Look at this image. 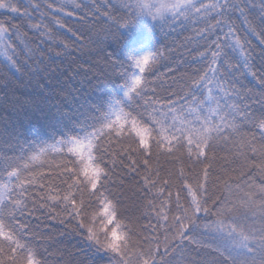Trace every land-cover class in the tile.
<instances>
[{"label": "snow or ice", "instance_id": "1", "mask_svg": "<svg viewBox=\"0 0 264 264\" xmlns=\"http://www.w3.org/2000/svg\"><path fill=\"white\" fill-rule=\"evenodd\" d=\"M125 7L131 9L130 17L114 21L113 26L106 30L105 39L122 40L126 32L142 21L155 30L168 24L169 20L181 24L198 22L210 14L215 24H209L200 35L213 29L226 28L227 31L223 32V42L219 36L213 41L215 50L206 53L210 57L207 71L191 78L188 94L183 97L184 103L169 100L158 108L155 106L158 101L140 104L149 89L153 96L156 95L150 78L155 75L163 58L157 38L153 37L149 44L140 47H131L125 41L108 52L111 44L100 47L103 41L92 38L95 25L89 27L86 18L78 19L67 27L73 36L79 33L85 38L79 41L81 52L90 42L98 47L97 55H103L101 60L90 63L87 70L82 66L79 70L74 69L75 75L68 76L66 80L53 76L55 82L48 83L47 94L42 95V101L37 105L47 119L50 131L41 133L36 130L31 140L23 138L27 149L22 147L21 150L25 153L43 152L51 140L60 146L56 151L70 154L63 165V172L68 176L67 180L61 181L64 187L57 188L55 194L49 192L41 196L42 203L38 207H47L49 212H54L56 207L62 206V211L70 217L68 222L75 220L77 228L84 233L88 248L94 249L93 254L101 259L108 257L110 264H171L164 259L170 254L177 264H193L183 254L184 245L186 241L194 242L193 233L198 227L196 220L200 213H210L206 205L211 201L216 219L208 228L213 235L214 251L220 257L219 262L213 261L212 264H264V113L254 122L260 136L257 144L254 134L249 139L243 132L245 121L252 119L247 107L242 106L243 100L231 103L243 96L236 87L238 81L226 78L221 72L223 68L225 73L233 75V67L237 71L251 67V42L239 35L234 24L229 22L230 13L240 5L233 0H135L134 4H126ZM6 8L17 14L21 11L12 0H0V9ZM59 10L63 11V6ZM241 15H244L242 10ZM67 16L71 18L73 12H68ZM243 23L246 35L256 36L264 45V18L259 25H253L247 19ZM65 26L60 24L61 28ZM34 27L40 31L39 26ZM19 36L18 27H13L10 34L9 28L0 24V56L8 72L17 79L22 68L28 69L33 76L42 75L39 64L32 71L26 63V59L36 63L33 57L35 49L30 47L31 42H25L26 36L23 40L18 39ZM228 58L235 59L237 63L226 64ZM40 63H43L42 59ZM261 63L264 65V53ZM43 72H48V69H43ZM250 74L256 76L255 72ZM260 82L264 84V75ZM105 84H117L118 87L104 89L94 98L93 92ZM163 108L167 111H161ZM177 112L184 113L183 118ZM126 125L135 133L134 143L121 147L119 152H111L110 147L104 146V141L113 138L119 143ZM20 139L16 138L18 144ZM220 142L230 144L234 161L248 170L239 173L238 178L228 177L222 182L221 195L211 197L207 185L216 160L215 149ZM153 148L169 155L184 149L189 159L194 158L203 165L195 190L192 185H186L191 195L187 207L180 203L177 194V214L166 225L171 236L165 234L163 252L158 240L135 238L138 234L130 221L125 222L119 201L108 187L118 163L123 166L127 159L130 162L128 167L136 172L137 161L132 159V155L147 156L148 159L143 160V165L147 166ZM11 175L16 176L17 173ZM152 187H157V183L152 182ZM168 195L171 197L172 194ZM33 207H37L35 203ZM150 207L155 206L150 204ZM160 207L162 210L168 204L162 203ZM89 208L95 210L89 213ZM31 215L22 193L15 198L9 196L8 201L0 198V254H4L0 255V264H5L4 256L12 264H49L48 260L41 258L38 246L22 242L26 234L33 231V226L27 222ZM58 215L52 218L56 219ZM21 217H24V222H21ZM256 217L260 220L259 227L255 224ZM163 219L168 221V215H163ZM249 220L253 221L251 226L247 223Z\"/></svg>", "mask_w": 264, "mask_h": 264}, {"label": "trees", "instance_id": "2", "mask_svg": "<svg viewBox=\"0 0 264 264\" xmlns=\"http://www.w3.org/2000/svg\"><path fill=\"white\" fill-rule=\"evenodd\" d=\"M12 2L20 8V14L13 13L7 8L0 9V24L8 27L10 34L13 27H18L20 40L27 37L25 42H31L30 47L35 49L33 57L36 63L27 59L26 63L32 71H35L39 64L42 75L33 76L28 69L22 68L19 73L20 78L17 79L8 72L3 57L0 56V198L8 201L9 196L15 198L23 194L32 213L27 217V222L33 226V231L27 233L22 242H32L38 246L41 258L48 260L49 264H110L108 257L101 259L100 256L93 254L94 249L88 248L84 233L77 228L75 220L68 222L70 217L62 211V206L56 207L54 212H49L47 207H38L42 203L41 196L49 192L55 194L57 188L64 187L61 181L67 180L68 176L63 172V165L70 154L63 155L56 151L60 146L51 140L45 145L46 150L43 152L25 153L21 150L22 147L27 149L23 138L31 140L32 133L36 130L41 133L50 131L47 128L48 121L37 105L42 101V95L47 94L48 83L55 82L53 76L66 80L68 76L75 75L74 69L79 70L82 66L87 70L90 63L102 59L103 54L97 55L98 47L90 42L84 52H81L79 41L85 38L79 33L73 36L72 32L67 31V27L75 24L78 19L86 18L89 27L95 25L92 38L103 41L100 47L111 44L107 49L108 52L125 41L131 47H140L149 44L153 37L157 38L163 58L155 75L150 78L156 95L153 96L152 90L149 89L140 104L144 105L149 100L158 101L159 103L155 105L158 108L161 104L166 105L169 100L178 101L179 104L184 103L183 97L188 94L191 78L207 71L210 57L206 53L215 50L213 41L217 36L223 42V32L227 29H213L205 35H200L209 24H215L210 14L198 22L185 21L181 24L169 20L168 24L155 30L150 29L147 22L142 21L134 25L131 31L126 32L122 40H110L105 39L106 30L121 17L125 19L130 17L131 9L125 5L134 4L135 0H12ZM233 3L239 4L240 8L232 10L229 22L234 24L239 35L251 42V67L241 68L238 71L233 67L231 70L233 75L225 73L223 68L221 72L226 78L238 81L236 87L243 96L231 103H239V99L243 100L242 106L247 107L252 117L245 121L243 132L248 134L249 139L251 134H254L259 144L260 136L257 128L254 127V122L264 113V84L260 82L261 76L264 75V65L261 63L264 45L260 44V39L256 36L246 35L243 21L247 19L253 25H259L264 18V0H233ZM77 4L80 7H76ZM62 6L64 10L60 11ZM241 10L244 15H241ZM70 11L73 12L71 18L67 16ZM24 12H27V15H23ZM225 19L228 17L226 16ZM60 24L66 26L61 28ZM34 26H39L40 31ZM41 59L43 63H40ZM225 63L235 65L237 61L228 58ZM45 68L48 72H43ZM251 72H255L256 76H252ZM4 85L7 87L5 88ZM109 87L115 88L118 85L105 84L93 92V97ZM140 111H143V108ZM148 111L151 112V107ZM161 111L167 109L163 108ZM177 115L183 118L184 113L177 112ZM17 137L21 138L19 144L16 141ZM133 137L135 133L126 125L119 143L116 139L109 138L104 141V146L110 147L111 152H119L121 147L126 148L129 143H134ZM230 148V144L223 142L216 146V160L213 162V169L210 170L211 177L207 185L211 197L221 195L222 182L228 177L238 178L239 173L248 170L234 161ZM123 155L121 153V156ZM33 156L37 158L32 159ZM76 159L79 163L78 158ZM132 159L137 161L136 172L131 171L128 167L130 162L125 159L123 166L117 164L108 187L119 201L120 212L126 218L125 222L130 221L138 234L135 238L149 237L151 240H158L160 250L163 252L164 236L165 234L171 236V231L166 225L177 214L175 205L177 194L180 203L187 207L191 195L186 185H192L195 190L196 180L202 176L203 165L194 158L189 159L184 149L169 155L163 150L157 151L153 148L147 166L143 165V160L148 159L147 156L135 154L132 155ZM13 172L17 175H11ZM152 182H156L157 187H152ZM160 189L163 191L161 192ZM168 193L172 194L171 197ZM84 196L88 201V194L85 193ZM33 203L37 207L34 208ZM162 203H167L168 207L161 210ZM150 204L155 207H150ZM206 206L211 211L209 214L200 213V218L196 220L198 227L193 233L194 242L186 241L184 245L183 254L193 264H212L213 261L220 260L214 251L213 235L208 228L216 219L215 211L212 210L211 201ZM94 210L89 208L88 212ZM158 211L160 215L157 214ZM57 213L58 217L53 219L52 216ZM165 214L169 217L168 221L163 219ZM21 222H24V217H21ZM247 223L251 226L253 221L249 220ZM255 224L260 226L258 217L255 218ZM5 253H7L6 247ZM4 259L5 264H12L7 256H4ZM164 259L171 264H177L172 254Z\"/></svg>", "mask_w": 264, "mask_h": 264}]
</instances>
